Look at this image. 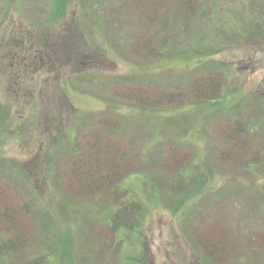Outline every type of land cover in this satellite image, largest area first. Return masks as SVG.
Listing matches in <instances>:
<instances>
[{"label": "rangeland", "instance_id": "1", "mask_svg": "<svg viewBox=\"0 0 264 264\" xmlns=\"http://www.w3.org/2000/svg\"><path fill=\"white\" fill-rule=\"evenodd\" d=\"M54 2L0 0V164L10 163L0 183L9 185L4 202L11 208L20 198L19 206L46 210L81 248L74 264H108L94 254L104 242L97 234L109 225L105 201L73 200L64 187L100 169L93 181L103 180L117 164L122 172L148 165L158 179L187 153L197 156L208 182L176 215L148 201L143 175L125 179L148 206L126 255L142 264H202L190 239L196 228L208 230L215 254L230 244L221 255L231 258L244 257L251 238L253 264H264V0H214L211 10L204 0L202 20L191 22L174 6L189 10L191 0H158L164 8L154 17L146 15L149 0H125L127 7L123 0H67L63 17H53ZM164 38L185 51H162ZM211 80L225 82L216 108L194 107ZM170 96L184 111L162 106ZM236 123L246 134L236 137ZM253 159L261 165L244 172ZM193 173L187 179L199 176ZM193 206L205 214L185 226Z\"/></svg>", "mask_w": 264, "mask_h": 264}, {"label": "trees", "instance_id": "2", "mask_svg": "<svg viewBox=\"0 0 264 264\" xmlns=\"http://www.w3.org/2000/svg\"><path fill=\"white\" fill-rule=\"evenodd\" d=\"M123 1L125 2V0ZM149 1L150 2L146 4L148 9V13H146V15L147 17H154L155 14L159 12L157 9L161 10L164 7H159L157 4L158 0ZM208 1L210 2L209 8L211 10L214 6L212 3L214 0ZM125 4L127 7L128 4L126 2ZM66 5L67 0H55L52 11L53 17L55 15H58V17H63L65 14ZM174 6H176V10L182 12L181 15L183 17H187L189 22L193 20H202L201 15L203 13L201 14V12L206 10V2H204V0H191V2H189V10L185 9V6H183L181 3L179 5L175 3ZM123 10L124 9L117 10L115 14L120 15L124 12ZM134 12L137 13L139 11L134 8ZM179 12L177 13L180 14ZM150 19L151 22H155V18ZM145 36L152 39V37L148 35V31L146 32ZM166 42V38L161 40V46L163 48L162 51L168 48L170 49L171 45L172 56H176L172 53L185 51V49H180L181 47L172 43L166 46ZM87 53L88 57H92L93 59L94 55L92 56L89 51H87ZM149 54H151V56L154 55V57L159 56L161 58L162 52L157 53L150 51ZM223 86L225 88V82L218 84L214 80H211L209 86L205 88L209 94L199 96L197 101L194 102V107L197 106L203 110H207V108L215 109L218 101L222 98V92L224 89ZM178 98L179 97L177 96V99ZM166 99L171 103L168 105H162L164 107L173 105V110L177 111V109L182 106L180 105L179 101H177L175 96H170ZM146 104H143L145 108L147 107ZM158 107H160L159 101L155 102V108ZM191 107L194 108L193 106ZM178 110L184 111L183 107ZM5 114L6 111L0 107V133L3 129L1 124L5 119L3 118ZM235 125H237V123ZM237 129L238 130L235 132L236 137H238L241 133L246 134V129L242 125H237ZM181 160H184V162L180 163ZM198 160L199 159H197V156L191 157L190 154L185 153L184 159L180 156L179 159L175 161L176 164H173L172 167L168 164L169 166L167 168L169 170L165 172L167 175L164 177L161 175L159 177L158 174V179L154 177L151 172V168L148 165H144L142 167L128 165L129 171L122 172L121 166L117 164L113 170L114 174H106L107 176H105L103 180L98 181H93V179L100 175L102 169L96 173V176L91 174L74 175L73 186H63L64 194L68 195V197L72 198L73 200L76 197H79V200L81 201L88 199L94 203L99 200L98 204L104 200L106 209L109 210L106 219V223H109V225L107 224L104 228H101L97 234V236L102 238L104 242L102 246H99L98 248L95 247L94 254L99 256L98 258H104L108 264L110 263V259L113 264H142V261L138 256L126 255L125 246L130 244L128 241L132 242L133 237L136 236V234L144 226L143 220L145 218L148 206L137 196L131 195L132 192L130 194L129 189L123 185L125 179L130 174L137 175L136 173H138L143 175L146 179L145 184H151V188L146 190V198L148 201L150 197L159 203V205L160 203L162 205H169V207L173 208L171 209V213L176 215L183 210L181 208L182 203L185 204V201L183 200L189 199V202L192 203L194 200H198V198L205 193V184L208 181L202 183L201 176H203V172L201 173V171L198 170L199 168L201 169ZM254 161L258 162L257 166H255ZM247 162L242 164L244 172H246L249 166H254L257 168L261 165V161H259V159H253ZM9 164L10 163L0 164V183L1 181L3 182L2 178L5 177L6 174H9L7 173L9 170H6V167L8 168ZM235 166L239 167L238 164ZM115 170L117 171V174H115ZM192 172H194L193 175L199 176H192L191 178L187 179L189 174ZM102 176H104L103 173ZM122 185L125 188L122 187ZM195 185H198L197 189L201 188L199 190L200 192L196 191ZM6 186L8 187L9 185L0 184V264H60L61 262L66 264V258L68 259V264H74L75 260L77 262L81 248L76 246L78 243L76 240L71 239L70 233L66 232L63 235V233H61L54 223L53 218L46 210L42 208L36 209L34 208V204L32 205L29 203L19 206L21 205L20 198H18L15 202V205L11 206L10 208V204L4 202V200H7V198L4 195L2 187L5 188ZM12 186H14V184H12ZM90 188L93 189L91 195L84 193L86 189L88 190ZM160 189H162L164 192H161ZM1 195L3 197L2 202ZM134 198H137L138 200H135ZM169 201L170 204L168 203ZM200 209H202L201 206H193V209L189 211V215L186 217L185 226L191 220L197 219L199 216L202 217L205 214ZM67 230L69 231V229ZM187 230H189V227ZM189 232L194 233L195 237L190 236L191 243L194 249L197 250L196 252L202 255L200 257L203 259L202 264L203 262L206 264H253L255 260L256 244L251 238H248V243L244 242L245 245L241 244L246 247V250H244L247 251L246 255L244 257H240L239 255L238 257L231 258L229 255L232 253H230L228 256L221 255L225 248H227L230 244H226L225 246H223L222 243L219 244L221 249L218 251H220V254H215L213 252L207 243L208 230L201 231L195 228V230H190ZM249 234L250 233H247V235ZM88 240L90 244L92 242L91 238L88 237ZM123 241H126L124 248ZM232 244L231 246H233ZM262 247H264V243Z\"/></svg>", "mask_w": 264, "mask_h": 264}]
</instances>
